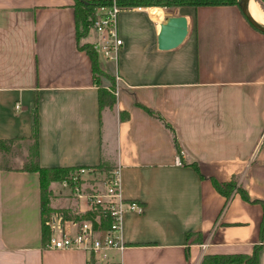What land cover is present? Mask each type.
I'll list each match as a JSON object with an SVG mask.
<instances>
[{
	"label": "crops",
	"instance_id": "0c3cea01",
	"mask_svg": "<svg viewBox=\"0 0 264 264\" xmlns=\"http://www.w3.org/2000/svg\"><path fill=\"white\" fill-rule=\"evenodd\" d=\"M73 4L0 0V139H12L0 150V264L88 259L42 241L39 173L22 168L33 143L35 95L39 164L120 165L124 194L144 206L126 213L125 247L111 258L200 264L205 254L251 256L257 247L253 264H264V33L236 4L187 5L185 39L160 49L163 9L124 7L116 64L98 55L118 87L114 105L100 109L90 56L80 47L96 34L77 35ZM14 140L23 143L17 153ZM210 177L235 179L249 199L236 189L227 198ZM60 187L54 211H88ZM188 232L202 241L189 244Z\"/></svg>",
	"mask_w": 264,
	"mask_h": 264
},
{
	"label": "built area",
	"instance_id": "2783aa9c",
	"mask_svg": "<svg viewBox=\"0 0 264 264\" xmlns=\"http://www.w3.org/2000/svg\"><path fill=\"white\" fill-rule=\"evenodd\" d=\"M122 7L117 0L95 5L91 14L90 27L96 34L91 42L99 56L118 60L123 43L119 34V14ZM116 80L120 79L115 75ZM111 91L116 95L118 87ZM18 103H16V107ZM180 162L179 157H176ZM103 173L102 175H99ZM71 180L60 181V190H67L77 202H84L88 211L98 212L97 224L102 216L109 221L108 228L101 230L89 220L67 219L61 211L51 212L45 221L49 237L45 247L53 250H80L88 254L86 264H121L110 256L111 251H122L121 239L123 220L128 212L141 214L144 206L127 197L122 187L120 165L107 170L96 166H79L74 169ZM75 230L72 232V230Z\"/></svg>",
	"mask_w": 264,
	"mask_h": 264
},
{
	"label": "trees",
	"instance_id": "16d2710c",
	"mask_svg": "<svg viewBox=\"0 0 264 264\" xmlns=\"http://www.w3.org/2000/svg\"><path fill=\"white\" fill-rule=\"evenodd\" d=\"M109 0H74V13H75V21H76V30L77 35L82 36L86 35L88 30L91 28V14L95 7V5L100 3H106ZM118 3L122 7H134L139 5H149V4H157V2L162 3L164 5H217V4H236L238 5L237 0H117ZM260 3H264V0H257ZM164 2V3H163ZM158 3V4H159ZM90 56L92 73L94 76V81L98 85V105L99 108H103L104 106H113L115 102V94L111 91L114 87L112 77L106 73L103 69L100 68L98 64V54L95 49L92 47L91 42H85L80 46ZM96 75L104 76L105 78H109L110 84L105 86L102 84ZM37 95L34 96L33 103V112H32V138L33 143L29 146V156L28 159L25 160L22 164V168L26 170H35L39 173V182H40V195H41V210H42V241L45 244L49 237V231L47 226L45 225V221L47 219L44 218V213H50L54 211L50 205V182L52 181H61L63 179L71 180L72 171L79 166H71V165H58V166H42L38 162V143H37V127H38V118H37ZM12 139H0V150L7 149L8 141ZM195 167L196 164L193 163ZM99 168L103 169L101 166ZM210 180L213 186L218 190L221 194L225 195L227 198L231 195L232 191L236 189L241 196L245 199H249V196L246 190L237 185V181L233 178L226 181H219L215 177H210ZM65 218H72L77 220H89L94 226H99L101 230H106L109 225V221L100 217L99 221L101 224H97L96 211H86L83 214L71 213V210H63L62 211ZM264 228V221L261 225V234ZM187 241L189 244L192 243H200L202 241V234L199 232L195 233H187ZM257 260V247L254 248L251 256H246L243 254H205L200 264H232V263H245V264H253Z\"/></svg>",
	"mask_w": 264,
	"mask_h": 264
},
{
	"label": "water",
	"instance_id": "95a60500",
	"mask_svg": "<svg viewBox=\"0 0 264 264\" xmlns=\"http://www.w3.org/2000/svg\"><path fill=\"white\" fill-rule=\"evenodd\" d=\"M249 0H238V7L246 20L256 29L264 33V23L256 20L249 11ZM189 31L187 15H169L161 23L157 35V46L160 49H170L178 46Z\"/></svg>",
	"mask_w": 264,
	"mask_h": 264
},
{
	"label": "rangeland",
	"instance_id": "374dc122",
	"mask_svg": "<svg viewBox=\"0 0 264 264\" xmlns=\"http://www.w3.org/2000/svg\"><path fill=\"white\" fill-rule=\"evenodd\" d=\"M238 1V0H237ZM255 2H257L258 4H259V6H260V8H261V10H262V14H263V18H264V3H260L259 1H257V0H255ZM159 2H157V4H149V5H146V6H149V7H161L162 9H163V14H162V19H165L167 16H169V15H176V13H178V15L179 14H184V13H187V11H188V8H187V5H185V4H182V5H174V4H172V5H170V6H168V5H164V4H162V3H159ZM164 3V2H163ZM140 6V5H139ZM192 29H193V22H192ZM192 29H191V31H192ZM96 77L99 79V81L103 84V83H105V78H104V76H101V75H96ZM108 82V81H107ZM13 144H12V148L14 149V153H17L18 152V150L19 149H21V147H22V142L21 141H18V140H14L13 142H12ZM18 155V154H17ZM13 164H20V161H19V159L17 158V159H15L14 160V162H13ZM74 171V170H73ZM72 171V172H73ZM103 173H101V174H99V175H102ZM60 181H52V182H50V184H49V186H50V189H51V194H50V202H49V205L52 203V198H54V196H57L58 194H59V187H60ZM59 184V185H58ZM62 204H63V202H62ZM65 204V203H64ZM68 204V203H67ZM72 204V207L74 208V207H77V205L75 204V202L73 201H71L70 203H69V205L68 206H70ZM81 205L82 206H84V204H83V202L81 203ZM65 206H67L66 204H65ZM71 207V206H70ZM70 210H71V208H70ZM73 211V210H72ZM51 213V212H50ZM50 213H47V212H45L44 213V218H46Z\"/></svg>",
	"mask_w": 264,
	"mask_h": 264
},
{
	"label": "bare ground",
	"instance_id": "6f19581e",
	"mask_svg": "<svg viewBox=\"0 0 264 264\" xmlns=\"http://www.w3.org/2000/svg\"><path fill=\"white\" fill-rule=\"evenodd\" d=\"M248 7H249V11L252 14V16L256 20L264 23L262 10H261L259 4L257 2H255V0H249ZM151 12L154 13V14H158V13H161L162 11L159 8H153V9H151Z\"/></svg>",
	"mask_w": 264,
	"mask_h": 264
}]
</instances>
